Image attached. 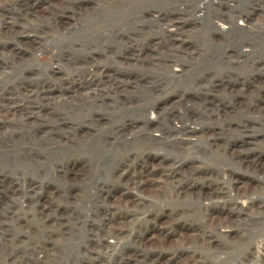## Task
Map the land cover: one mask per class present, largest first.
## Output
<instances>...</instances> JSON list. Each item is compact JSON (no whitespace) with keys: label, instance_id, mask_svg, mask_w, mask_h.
Segmentation results:
<instances>
[{"label":"rangeland","instance_id":"obj_1","mask_svg":"<svg viewBox=\"0 0 264 264\" xmlns=\"http://www.w3.org/2000/svg\"><path fill=\"white\" fill-rule=\"evenodd\" d=\"M0 10V264H264V0Z\"/></svg>","mask_w":264,"mask_h":264},{"label":"bare ground","instance_id":"obj_2","mask_svg":"<svg viewBox=\"0 0 264 264\" xmlns=\"http://www.w3.org/2000/svg\"><path fill=\"white\" fill-rule=\"evenodd\" d=\"M25 1V0H24ZM2 10H0V12H1ZM4 11V10H3ZM150 126V125H149ZM150 136V138H153V139H155L156 137H154L153 135H151V134H149ZM177 169V168H176ZM175 169L174 170H172V169H168V170H166L165 172L167 173V174H165V179L166 180H170V179H172L173 178V176L175 175ZM221 190V189H220ZM221 192V191H220ZM218 193V192H217ZM222 194H223V192H222ZM220 196V195H219ZM224 196V195H223ZM136 197V196H135ZM216 197V196H215ZM220 199V198H219ZM141 202H142V200H141ZM238 205V204H237ZM239 207H243L242 205L240 206L239 205ZM238 206H236V207H234V210L235 209H239V210H242V209H240ZM244 208V207H243ZM222 210V209H221ZM237 212V211H236ZM205 214V213H204ZM207 214V213H206ZM241 214V213H240ZM237 215V214H236ZM212 217V216H211ZM219 220V219H218ZM233 221V220H232ZM236 221V220H235ZM203 222H204V220H203ZM218 222V221H217ZM240 222V221H239ZM235 223V222H234ZM223 224V223H222ZM236 224V223H235ZM240 225V224H239ZM221 226V225H220ZM204 228V227H203ZM228 229V228H227ZM228 231V230H227ZM202 232V231H201ZM207 232V231H206ZM177 233H179L178 231H177ZM201 234V233H200ZM199 235V234H198ZM197 236V235H196ZM248 236V235H247ZM198 237V236H197ZM202 237V236H201ZM200 237V238H201ZM246 237V236H245ZM250 237V236H249ZM203 239V238H202ZM248 239V238H247ZM245 240H246V238H245ZM105 241V240H104ZM197 241V240H196ZM210 242H211V240H210ZM190 243V242H189ZM208 244V243H207ZM210 244V243H209Z\"/></svg>","mask_w":264,"mask_h":264}]
</instances>
